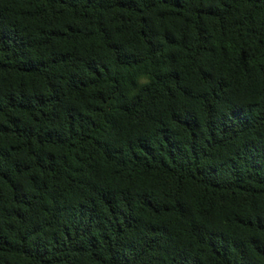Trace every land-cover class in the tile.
I'll return each instance as SVG.
<instances>
[{
  "label": "trees",
  "instance_id": "16d2710c",
  "mask_svg": "<svg viewBox=\"0 0 264 264\" xmlns=\"http://www.w3.org/2000/svg\"><path fill=\"white\" fill-rule=\"evenodd\" d=\"M0 264H264V0H0Z\"/></svg>",
  "mask_w": 264,
  "mask_h": 264
}]
</instances>
